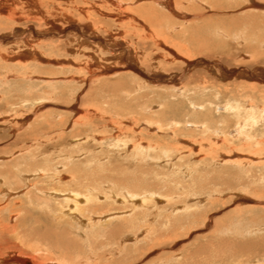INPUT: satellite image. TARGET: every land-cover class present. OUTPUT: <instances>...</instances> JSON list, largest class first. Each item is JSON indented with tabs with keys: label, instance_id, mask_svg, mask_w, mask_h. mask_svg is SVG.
Masks as SVG:
<instances>
[{
	"label": "rangeland",
	"instance_id": "rangeland-1",
	"mask_svg": "<svg viewBox=\"0 0 264 264\" xmlns=\"http://www.w3.org/2000/svg\"><path fill=\"white\" fill-rule=\"evenodd\" d=\"M0 188V264H264V0H0Z\"/></svg>",
	"mask_w": 264,
	"mask_h": 264
},
{
	"label": "bare ground",
	"instance_id": "bare-ground-1",
	"mask_svg": "<svg viewBox=\"0 0 264 264\" xmlns=\"http://www.w3.org/2000/svg\"><path fill=\"white\" fill-rule=\"evenodd\" d=\"M8 17H10L11 18V16H8ZM32 50V49H31ZM181 89V88H180ZM235 104V103H234ZM227 105V104H226ZM235 105H237V104H235ZM231 107V106H230ZM229 107V108H230ZM239 107V106H238ZM254 109V108H253ZM79 110V109H78ZM232 110V109H231ZM235 110V109H234ZM167 111V110H166ZM179 111V110H178ZM240 111V110H239ZM249 111L250 110H248L247 112L249 113ZM171 112H173V111H171ZM161 113H162V110H161ZM245 113H246V111H245ZM163 114H165V113H162V114H160L161 116H157L158 117V119H159V117H161V118H163L165 115H163ZM173 114H175V113H173ZM247 114V113H246ZM254 115H255V113H253ZM252 113H249L248 115H245L246 117H248L246 120H245V122H244V125H245V123H247L248 121H250V122H252L253 123V121H254V115H253ZM244 115V114H243ZM238 116V115H237ZM244 116V117H245ZM168 117V116H167ZM239 117V116H238ZM256 117V116H255ZM82 118H84V119H82ZM81 119H82V121H85L86 122V124L88 123L87 122V120H89V119H87L86 118V115L85 116H83ZM78 119V118H77ZM80 119V120H81ZM150 118H148V120H149ZM244 119V118H243ZM243 119H241V122H239V123H237V130L235 129V131H238V132H240L239 130H242L243 128H244V126L241 124L242 123V121H244ZM252 119H253V121H252ZM151 120V119H150ZM160 120V119H159ZM82 121H78V120H76L75 122H82ZM157 121V120H156ZM255 121H256V119H255ZM84 122V123H85ZM198 122V121H197ZM249 122V123H250ZM205 124V123H204ZM155 125V124H154ZM83 126V125H82ZM246 126V125H245ZM157 127V126H156ZM247 128V127H246ZM218 133V132H217ZM245 133V132H244ZM246 134V133H245ZM94 135V134H93ZM252 136V135H251ZM254 140V139H253ZM123 142V141H122ZM122 144V143H121ZM145 148V147H144ZM102 149V148H101ZM62 151V150H61ZM144 151V150H143ZM148 151V150H147ZM41 152H44V151H41ZM142 152V151H141ZM140 152V153H141ZM151 152V151H150ZM142 153H144V152H142ZM141 153V155H143ZM147 153V152H146ZM138 154V153H137ZM145 154V153H144ZM140 155V154H139ZM146 155H144V156H142V157H145ZM44 157V156H43ZM140 157V156H139ZM146 158H148V157H146ZM97 160V159H96ZM33 162H31V163H36V161H37V159L36 158H33V160H32ZM43 161V160H42ZM30 164V163H29ZM65 164H66V162H65ZM44 165V164H43ZM62 165V164H61ZM6 166V165H5ZM46 166V165H45ZM56 166V165H55ZM63 166V165H62ZM66 166V165H65ZM16 167H19V166H16ZM38 167V166H37ZM48 167V166H47ZM57 167V166H56ZM55 167V168H56ZM35 168V167H34ZM39 169H40V172H41V174L40 175H43V176H41V177H43V179L45 178L46 179V177L44 176V175H47V176H50V174H51V172L52 171H48L47 170V168H45L44 166H39L38 167ZM5 169V168H4ZM30 169V168H29ZM79 169H80V167H79ZM70 171V170H69ZM10 172V171H9ZM21 172V171H20ZM27 172V171H26ZM25 172V173H26ZM19 173V172H18ZM23 173H24V171H23ZM37 174H38V172H36ZM60 174H61V172H60ZM91 174V173H90ZM8 175V174H7ZM32 176V175H31ZM63 176V175H62ZM62 176H60L59 175V173L58 174H52V182H53V184H57V183H59V184H61L62 183V181L60 180V178L59 177H62ZM108 176V175H107ZM15 177V176H14ZM25 177H28V175H25ZM9 178H11V177H9ZM13 178V177H12ZM59 180H58V179ZM63 178V177H62ZM44 179V180H45ZM50 179V178H49ZM88 179V177L86 176V177H83V178H79V181H78V183H77V185H76V187L72 190L73 192L71 193V195H73L74 197H76L78 194H80V193H82L81 191H83V190H88V186L89 185H92L91 184V180H87ZM97 179V178H96ZM117 179V178H116ZM46 180H48V179H46ZM46 180H45V182H46ZM77 180H78V177H77ZM6 181V180H5ZM36 181V180H35ZM49 181V180H48ZM109 181V180H108ZM7 182V181H6ZM57 182V183H56ZM34 183V182H33ZM39 183V182H38ZM41 183V182H40ZM29 185H31L30 183H29ZM35 185V184H34ZM58 185V184H57ZM67 185V184H66ZM117 185V184H116ZM45 186V185H44ZM61 186V185H60ZM73 186V185H72ZM4 187V186H3ZM35 187V186H34ZM41 187V186H40ZM59 187V186H58ZM37 188H39V187H37ZM36 188V190H39V189H37ZM42 189L41 190H39V191H41L42 192V195H43V200H46L45 198H46V196H48L47 194H49L50 196H59V197H64L61 193H58L57 191H59V189H56V186L55 187H49V189L47 188V186H45V188L46 189H43L44 187H41ZM64 189V188H63ZM5 190V189H4ZM3 191V188H0V192H2ZM61 191H63V190H61ZM67 191V190H66ZM70 191V190H69ZM9 192V191H8ZM71 192V191H70ZM75 192V193H74ZM1 194V193H0ZM3 195H5L4 193H2ZM70 195V194H69ZM92 195V194H91ZM133 195V194H132ZM131 195V196H132ZM129 196V195H128ZM4 197V196H3ZM7 197V196H6ZM5 197V198H6ZM73 197V198H74ZM135 197V196H134ZM126 198V197H125ZM124 198V199H125ZM76 199V198H75ZM80 199L81 198H79V199H76L75 201H74V208H72L73 210H75V209H82V206L81 205H79L78 203H79V201H80ZM92 199L93 198H91V197H89V196H87L86 195V200H85V203L86 204H88V203H90V201H92ZM148 199V198H147ZM66 200V199H65ZM82 200V199H81ZM70 201V200H69ZM97 204H95V206H96ZM91 206H92V204H91ZM90 206V207H91ZM94 206V205H93ZM92 206V207H93ZM2 205H0V210H2ZM7 208V207H6ZM84 209H87V208H89V205H85L84 207H83ZM94 208V207H93ZM96 208V207H95ZM70 209L71 208H67L66 209V211L64 210V208H63V211H65V214L67 215V213L66 212H69V214H71L72 212H73V210L71 209V211H70ZM16 211V210H15ZM61 211H62V208H61ZM79 211V210H78ZM71 212V213H70ZM91 213V212H90ZM63 214V213H62ZM65 214H63V215H65ZM74 214V213H73ZM16 216V214L15 213H13V214H11L10 215V219H12V218H14ZM73 216H75V215H73ZM80 216V215H79ZM78 217V216H77ZM76 218V217H75ZM67 219V218H66ZM77 219V218H76ZM75 219V220H76ZM80 219V218H79ZM1 221V220H0ZM77 221V220H76ZM80 221V220H79ZM83 222V221H82ZM75 223H77V224H80V223H78V222H75ZM83 225V224H82ZM85 227V226H84ZM49 231V232H48ZM48 231L46 230V233L48 234H51V235H53V233H51L50 231L51 230H49L48 229ZM12 261H14V262H24L22 259H19V258H17V257H13L12 258ZM30 261V260H29Z\"/></svg>",
	"mask_w": 264,
	"mask_h": 264
}]
</instances>
